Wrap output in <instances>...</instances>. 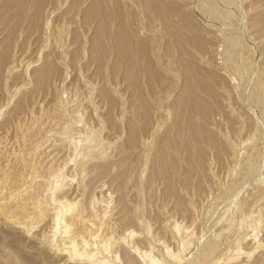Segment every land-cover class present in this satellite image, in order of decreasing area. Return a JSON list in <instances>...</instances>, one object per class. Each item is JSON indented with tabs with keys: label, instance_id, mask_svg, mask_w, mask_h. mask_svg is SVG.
I'll return each mask as SVG.
<instances>
[{
	"label": "rangeland",
	"instance_id": "1",
	"mask_svg": "<svg viewBox=\"0 0 264 264\" xmlns=\"http://www.w3.org/2000/svg\"><path fill=\"white\" fill-rule=\"evenodd\" d=\"M0 264H264V0H0Z\"/></svg>",
	"mask_w": 264,
	"mask_h": 264
},
{
	"label": "bare ground",
	"instance_id": "2",
	"mask_svg": "<svg viewBox=\"0 0 264 264\" xmlns=\"http://www.w3.org/2000/svg\"><path fill=\"white\" fill-rule=\"evenodd\" d=\"M101 47V46H100ZM190 94V93H189ZM192 94V93H191ZM195 95V94H194ZM196 97V96H195ZM192 98V97H191ZM197 98V97H196ZM195 102V101H194ZM194 102H193V104H194ZM202 102V101H201ZM198 104V103H197ZM199 105V104H198ZM197 106V105H196ZM197 108V107H196ZM194 113V112H193ZM187 116V115H186ZM191 123H193L194 121L191 119ZM190 125V124H189ZM191 128H192V126H191ZM194 128V127H193ZM192 132V131H191ZM194 138V137H193ZM195 139V138H194ZM167 153V152H166ZM170 153V152H169ZM181 154V153H180ZM173 160V159H172ZM171 163H173V162H171ZM175 163V162H174ZM172 165V164H171ZM176 165V164H175Z\"/></svg>",
	"mask_w": 264,
	"mask_h": 264
}]
</instances>
